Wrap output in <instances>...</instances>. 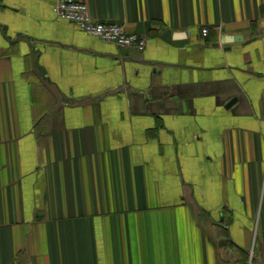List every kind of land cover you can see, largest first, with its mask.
Instances as JSON below:
<instances>
[{
  "label": "crops",
  "instance_id": "0c3cea01",
  "mask_svg": "<svg viewBox=\"0 0 264 264\" xmlns=\"http://www.w3.org/2000/svg\"><path fill=\"white\" fill-rule=\"evenodd\" d=\"M57 1L0 0V264H264V0Z\"/></svg>",
  "mask_w": 264,
  "mask_h": 264
},
{
  "label": "built area",
  "instance_id": "2783aa9c",
  "mask_svg": "<svg viewBox=\"0 0 264 264\" xmlns=\"http://www.w3.org/2000/svg\"><path fill=\"white\" fill-rule=\"evenodd\" d=\"M52 10L57 17L70 21L85 33L103 41L139 50L145 46L144 37L126 31L122 25L94 20L85 3L75 0H59L52 6ZM202 34L206 35L207 29H202Z\"/></svg>",
  "mask_w": 264,
  "mask_h": 264
},
{
  "label": "water",
  "instance_id": "95a60500",
  "mask_svg": "<svg viewBox=\"0 0 264 264\" xmlns=\"http://www.w3.org/2000/svg\"><path fill=\"white\" fill-rule=\"evenodd\" d=\"M233 102V100L232 101H230L228 104H231Z\"/></svg>",
  "mask_w": 264,
  "mask_h": 264
}]
</instances>
